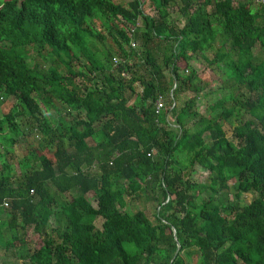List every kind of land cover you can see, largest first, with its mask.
I'll use <instances>...</instances> for the list:
<instances>
[{
    "label": "trees",
    "instance_id": "16d2710c",
    "mask_svg": "<svg viewBox=\"0 0 264 264\" xmlns=\"http://www.w3.org/2000/svg\"><path fill=\"white\" fill-rule=\"evenodd\" d=\"M198 58L223 90L203 114ZM7 99L0 251L15 264H186L193 248L199 264H264V0H4ZM126 196L154 203L155 223Z\"/></svg>",
    "mask_w": 264,
    "mask_h": 264
},
{
    "label": "rangeland",
    "instance_id": "374dc122",
    "mask_svg": "<svg viewBox=\"0 0 264 264\" xmlns=\"http://www.w3.org/2000/svg\"><path fill=\"white\" fill-rule=\"evenodd\" d=\"M4 0H0V4L1 2H3ZM115 1H119L120 3L125 4L127 1L129 0H115ZM146 2V1H145ZM143 2L144 5V10L146 12H151L152 14H154V9L151 7L150 4ZM170 14H171V18H174L175 20H177L178 22H180L181 24V16L180 14L177 12L175 7H170L169 9ZM95 22V27L98 30H102V27L100 26V23H98L97 21ZM140 24V23H139ZM107 35V33H105ZM137 45L139 43V41H136ZM108 46V45H107ZM207 56L209 58H212L213 55L212 53L209 51L207 52ZM191 65L194 67V69L197 70L198 73V77L200 78V80H202L204 82V89L202 91H200V93L197 94L198 98L196 99L195 102V107L194 109H196L198 112H200L201 114H203L206 109L207 106L212 104L215 101V96L216 97H220L222 95V91L221 89L218 90V87L220 85L219 82V78H220V74H219V70L214 66V65H209L205 60H203L202 58H198L197 60H191L190 61ZM178 66L180 69H184L186 72V68H185V62L184 60H180L178 62ZM221 90V91H220ZM137 93L141 91V87H137L136 88ZM213 92V93H212ZM193 94L191 92H186L183 93L181 95L182 100L184 99H188L189 97H191ZM134 99V98H133ZM132 102V101H131ZM166 102V101H165ZM14 103V100L11 99L9 101V99L6 100L5 103H1L0 104V115L6 113V111L9 109L8 105ZM168 103V99L167 102ZM165 103V106H166ZM227 105H230V103H227ZM11 106V105H10ZM168 108V106H167ZM214 113L219 112L218 109H216L215 111H213ZM210 115H212V113H209ZM168 127L170 128L172 127H176V123H175V119L173 117V115L168 112ZM244 118H247V115H244ZM237 121L233 118H229L226 122H224L223 124V129L225 131L226 137L232 141H235V139L232 137V130L233 128L236 126ZM36 143V140H33ZM87 142L90 144H93V141L88 138ZM14 150V149H12ZM15 158L10 159L8 158L9 161H12L11 167L13 170V173L15 175H19L21 172V169L19 167V161L22 158V153L15 151L13 152ZM10 157V156H9ZM193 177L197 178L200 181H207L206 177H207V172L204 170L199 169L197 166L194 167V172L192 173ZM229 183H235V181L231 180L229 181ZM70 197V196H69ZM86 198L88 199V201H90L94 206H95V201L93 199L92 193H88L86 195ZM126 199L129 201V210L131 212L136 211L138 209L144 210L145 213L148 215L149 219L155 223V218L153 215L154 212V203H150V202H146L144 199H136V200H131L130 196H126ZM242 199L244 202H249L252 199V195L251 194H243L242 195ZM100 219L95 220V225L97 227L100 226ZM51 224H54L53 219H51ZM1 228H4L1 227ZM4 231V230H3ZM4 236L7 238V232L4 233ZM39 240V238L36 240L35 243H37V241ZM31 246L33 248L34 243L31 242ZM182 256L186 262V264H199L198 263V252L196 249H191L187 252L182 253ZM16 262L20 263V260H18L16 258V256L13 254L12 250H9L7 253H5L4 251H0V264H15Z\"/></svg>",
    "mask_w": 264,
    "mask_h": 264
},
{
    "label": "built area",
    "instance_id": "2783aa9c",
    "mask_svg": "<svg viewBox=\"0 0 264 264\" xmlns=\"http://www.w3.org/2000/svg\"><path fill=\"white\" fill-rule=\"evenodd\" d=\"M132 47L135 45L134 42H131L130 44ZM113 62L116 65L117 60L116 58H113ZM165 108V102H164V98L162 95H159L156 100H155V112L159 113L160 111H162Z\"/></svg>",
    "mask_w": 264,
    "mask_h": 264
},
{
    "label": "clouds",
    "instance_id": "9594fccd",
    "mask_svg": "<svg viewBox=\"0 0 264 264\" xmlns=\"http://www.w3.org/2000/svg\"><path fill=\"white\" fill-rule=\"evenodd\" d=\"M164 98V97H163ZM164 102H165V99H164ZM166 103V102H165ZM166 107V106H165ZM167 119H168V116H167Z\"/></svg>",
    "mask_w": 264,
    "mask_h": 264
}]
</instances>
